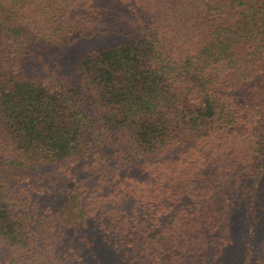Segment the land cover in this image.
Wrapping results in <instances>:
<instances>
[{"label": "trees", "instance_id": "16d2710c", "mask_svg": "<svg viewBox=\"0 0 264 264\" xmlns=\"http://www.w3.org/2000/svg\"><path fill=\"white\" fill-rule=\"evenodd\" d=\"M0 264H264V0H0Z\"/></svg>", "mask_w": 264, "mask_h": 264}]
</instances>
